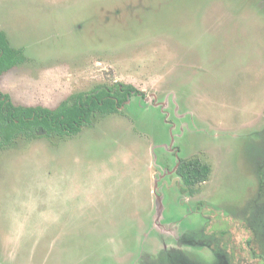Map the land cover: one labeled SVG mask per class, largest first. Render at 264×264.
Listing matches in <instances>:
<instances>
[{"label": "rangeland", "instance_id": "1", "mask_svg": "<svg viewBox=\"0 0 264 264\" xmlns=\"http://www.w3.org/2000/svg\"><path fill=\"white\" fill-rule=\"evenodd\" d=\"M0 29L27 59L0 77L16 104L146 93L75 136L0 148V264H163L157 179L166 226L227 227L247 255L248 217L264 227V0H0ZM172 139L211 165L192 195L164 175Z\"/></svg>", "mask_w": 264, "mask_h": 264}, {"label": "trees", "instance_id": "2", "mask_svg": "<svg viewBox=\"0 0 264 264\" xmlns=\"http://www.w3.org/2000/svg\"><path fill=\"white\" fill-rule=\"evenodd\" d=\"M26 61L24 50L13 47L7 33L0 29V74ZM134 95H144V91L132 83L99 84L91 91L71 94L50 108L16 104L0 86V148L13 145L19 138L75 136L85 126L91 125L96 115L119 113ZM211 170L210 164L200 158H192L181 162L178 174L185 187L191 190L207 180Z\"/></svg>", "mask_w": 264, "mask_h": 264}, {"label": "flooded vegetation", "instance_id": "3", "mask_svg": "<svg viewBox=\"0 0 264 264\" xmlns=\"http://www.w3.org/2000/svg\"><path fill=\"white\" fill-rule=\"evenodd\" d=\"M2 74H0V77L2 76ZM145 94L146 93L144 91V95H141V98L145 97ZM152 97H153V101H152L153 104L159 105L160 102L158 100V97L156 95H153ZM128 101L129 100H127V102ZM168 106L169 103L167 102V108ZM167 151H170V153H173L175 155V163L172 169L170 170L167 169V171L166 170L164 171L165 172L164 175L166 174L168 175L169 173H173V172L178 173V169L181 165V162L184 159L178 156V153L180 151H179V147L175 145L174 139H172L170 144L167 145ZM181 179L184 183L182 177ZM187 191L189 194L192 193L191 190H187ZM248 220H249L248 222L249 227L245 228L247 232V237L245 239L246 240L245 247L248 249L247 255L239 254L234 247L231 246L229 247V244H231V240H230V234L226 233L227 227L224 226L222 228L217 227L215 229L216 230L215 232L209 229L204 230V228L194 232L190 231L189 233H186L187 232L186 230L185 231L181 230L182 233L179 234L180 226L173 227L168 225V222L166 226V224H164L161 220L156 221L155 226L157 230L160 232V234H162V236L165 237L176 236V244L174 245L167 244L162 249V252H164L165 255V261H163L162 263L163 264H204V259H207V255L210 254L214 258L213 264H253L250 258L254 253L253 251H255L256 254L258 255L257 261H259V264H264V227L262 226V223L258 220L252 221L251 217H248ZM211 229L213 230V228ZM206 233H208L207 235H209V237L205 236ZM161 258L164 257H162L161 252H158L153 259V264L158 260H160Z\"/></svg>", "mask_w": 264, "mask_h": 264}, {"label": "water", "instance_id": "4", "mask_svg": "<svg viewBox=\"0 0 264 264\" xmlns=\"http://www.w3.org/2000/svg\"><path fill=\"white\" fill-rule=\"evenodd\" d=\"M155 194H156V221H160L163 216L164 206L163 197L158 193V179L155 183Z\"/></svg>", "mask_w": 264, "mask_h": 264}]
</instances>
